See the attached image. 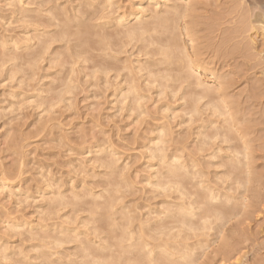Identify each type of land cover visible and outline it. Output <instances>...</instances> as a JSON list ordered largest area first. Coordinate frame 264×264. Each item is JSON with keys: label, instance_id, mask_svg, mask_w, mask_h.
I'll return each instance as SVG.
<instances>
[{"label": "rangeland", "instance_id": "rangeland-1", "mask_svg": "<svg viewBox=\"0 0 264 264\" xmlns=\"http://www.w3.org/2000/svg\"><path fill=\"white\" fill-rule=\"evenodd\" d=\"M0 264H264V0H0Z\"/></svg>", "mask_w": 264, "mask_h": 264}, {"label": "bare ground", "instance_id": "bare-ground-1", "mask_svg": "<svg viewBox=\"0 0 264 264\" xmlns=\"http://www.w3.org/2000/svg\"><path fill=\"white\" fill-rule=\"evenodd\" d=\"M192 69V68H191ZM174 170H176V169H174ZM177 175V174H176ZM173 176V175H172ZM213 198H214V196H212Z\"/></svg>", "mask_w": 264, "mask_h": 264}]
</instances>
